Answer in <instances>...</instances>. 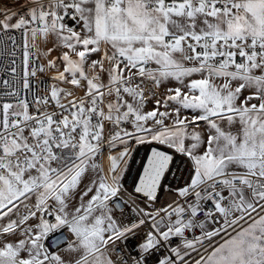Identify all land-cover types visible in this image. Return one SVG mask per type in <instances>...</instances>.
I'll list each match as a JSON object with an SVG mask.
<instances>
[{"label":"snow or ice","instance_id":"snow-or-ice-1","mask_svg":"<svg viewBox=\"0 0 264 264\" xmlns=\"http://www.w3.org/2000/svg\"><path fill=\"white\" fill-rule=\"evenodd\" d=\"M153 257L264 264V0H0V264Z\"/></svg>","mask_w":264,"mask_h":264},{"label":"built area","instance_id":"built-area-1","mask_svg":"<svg viewBox=\"0 0 264 264\" xmlns=\"http://www.w3.org/2000/svg\"><path fill=\"white\" fill-rule=\"evenodd\" d=\"M19 6L24 3V0H17ZM151 154L150 146L139 145L137 146L136 150L131 154V159L129 160L128 171L125 173L126 178V186L129 187L131 190L133 183H138L139 177L143 175V166L146 165V157ZM179 164V160L176 161ZM175 171V168H173ZM167 183L165 184V188L168 187H176L177 185L181 184L182 181L179 177H173L171 175L166 177ZM163 195L164 199H171V196ZM135 243V241H133ZM159 253L156 254V257H159ZM156 257H153L152 264H156Z\"/></svg>","mask_w":264,"mask_h":264},{"label":"rangeland","instance_id":"rangeland-1","mask_svg":"<svg viewBox=\"0 0 264 264\" xmlns=\"http://www.w3.org/2000/svg\"><path fill=\"white\" fill-rule=\"evenodd\" d=\"M8 2L14 6H16L18 4L17 0H8Z\"/></svg>","mask_w":264,"mask_h":264}]
</instances>
